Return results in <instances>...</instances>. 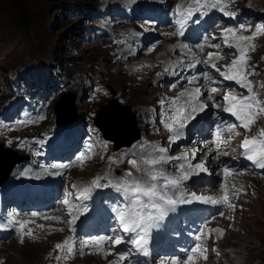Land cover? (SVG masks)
<instances>
[{
    "label": "rangeland",
    "instance_id": "374dc122",
    "mask_svg": "<svg viewBox=\"0 0 264 264\" xmlns=\"http://www.w3.org/2000/svg\"><path fill=\"white\" fill-rule=\"evenodd\" d=\"M96 1L98 0H25L29 19L24 25H18V22L14 21L13 12L8 7H6L7 10H3L5 4L0 1V69L5 71L8 78V84L1 85L0 101H11L13 110L26 113L27 116L29 113H33L31 118L33 129L30 132L36 141L43 139L42 134H45L48 125L52 123L54 117L52 105L59 91H61L58 89L54 93V87H56V83L61 81L56 82L46 77L36 83L39 84L37 89L32 84L40 68L48 66L52 68V62L59 61L58 71L71 80L67 85H64L63 89L76 91V93L72 91L74 95L77 94L75 106L80 107L90 117L93 116L94 109L100 102L102 106L109 104L110 101L116 100L119 103L125 100L121 105L116 106L115 112L117 116L124 119L125 124L131 126L132 120L123 113L121 106L125 104L134 105L140 101L148 100L146 94L153 92L152 85L147 80L137 84L124 71H121L119 65L114 61L111 62L107 52L108 48L104 47L102 39H91L86 43L78 39V34L85 20L84 12ZM258 1L263 2L264 0ZM111 3L116 9V2L111 1ZM73 19L75 20L73 21ZM8 53L10 54L8 55ZM68 66L79 73L77 78L72 79L65 74ZM5 67L12 70V73L6 72ZM259 78L264 81V74H260ZM104 83L111 90L119 91L120 95L112 93L110 97L106 98L108 90ZM81 91L87 93L90 99L84 97L80 99ZM256 95L259 100L264 101V87H258ZM30 96L32 100L27 99ZM60 102H64V100L61 99ZM31 106L39 112H33ZM41 119L46 121L42 123ZM27 127L28 124L24 130ZM223 130L226 134L234 135L228 126H223ZM64 133L65 135L76 136L74 132L72 133L68 129H65ZM39 135L42 136L41 139ZM237 143L238 140L234 138L230 141V146L234 148ZM232 147H230L231 150H233ZM17 149L19 150V148ZM95 159V157H91L90 167L93 170H98L100 160L97 159L95 164ZM151 175L153 173L146 172L141 181L151 183ZM101 182L105 185L109 183V180L101 177ZM259 185L263 198L253 202L257 213L245 216L243 218L244 228L233 232L228 241H243L249 235H256L258 246L252 255H259L261 258L259 264H264V180L260 181ZM105 194L106 209L109 208L110 211L109 223H113L114 208L123 205L124 210L127 211L125 206L129 204L120 200L124 199L126 194L113 186L105 187ZM245 225L249 227L248 235L244 232ZM44 249L45 244L43 242H33L5 245L0 248V251L6 253L7 258L4 264H38ZM74 264H96V260L82 258L77 259ZM119 264L128 263L120 261Z\"/></svg>",
    "mask_w": 264,
    "mask_h": 264
},
{
    "label": "snow or ice",
    "instance_id": "6c2138e0",
    "mask_svg": "<svg viewBox=\"0 0 264 264\" xmlns=\"http://www.w3.org/2000/svg\"><path fill=\"white\" fill-rule=\"evenodd\" d=\"M225 0H190V4L188 8L184 9L182 12L180 11V6H178L177 11L180 18L177 19L176 23L180 25L181 31L178 33L179 35H183V29L187 26V22L192 18L194 12H202L205 9H219L221 12H224L227 16H234L233 12H225L226 7ZM198 23L199 21H194ZM264 30V29H262ZM224 32L227 34L225 37V44L228 47H235L237 50V58L234 59L230 64L224 66V70L221 71L220 68L216 67L215 63H213L214 59H219L218 55H214L209 53L208 59L204 61L206 64H211L212 67L216 68V71L219 72L220 76H222L225 80L235 81L240 87L248 90L249 95L237 97L232 93H227L224 96L225 101L227 102L226 106L223 108L225 112L231 113L239 124L229 125V130H234L237 127L243 128L245 131H250L251 126L255 123L256 119L259 115L264 114V101L257 99L256 93L252 89V82L248 79V76L251 75L249 68L251 67L248 63L250 57L248 56V52L254 48V45L251 44V41L254 39V36H243L237 35L236 32L225 29ZM231 37V42L228 37ZM187 48V45H184ZM200 47V45H197ZM189 51H191L189 49ZM194 58V57H193ZM188 67H194L193 64H189ZM196 77H193L189 83L194 82ZM175 87V85H173ZM212 92H216V89L213 88ZM201 95V89L195 88L192 91L185 90L180 93V96L176 98L179 100L180 97H187L185 104L177 107L175 105V101L171 105L172 112L165 122V127H167L168 131L173 133L170 137L171 141L179 138L183 134V129L185 126L193 121L196 118V115L200 112H203L205 107L204 103H202L199 99ZM209 99H212V96L209 95ZM219 107V105H216ZM217 148H220L222 143H225L220 137L219 131L216 136ZM240 147L244 150L242 155L246 157L247 160L251 161L256 168L264 169V128L260 129L257 135L248 137L246 136L243 141L240 143ZM157 151L159 153H164L166 150L163 148H158ZM194 154V153H193ZM226 154V153H225ZM182 157L175 158H166L163 155H160L158 158H148L146 160L138 161L136 159L128 160V164L130 165V170L126 172L125 177L121 178L115 184H112L109 181L108 184L101 185L99 179H94L91 183L90 187H107L113 186L117 190L125 193L130 200L129 205L125 207L128 209L127 211L122 210L121 208L114 209L116 212V219L123 225V231L136 233L137 238L133 239L131 243L137 248L141 249L144 245L147 244V229L152 225V222L155 220H161L169 211H173L175 206L180 203H189L183 198H175L174 194L170 195L169 190L176 189L179 190L182 186V181L188 180L192 175H198L202 172H207L208 169L205 166V163H197L195 165H189V168L193 169V171H183L178 177H163V184L157 185L155 181H157V175L153 174L150 176V181H141L140 179L133 178L132 169L137 171L142 170V165H147L149 167H153L161 162H167L168 159H181ZM84 157H81V161H83ZM183 168V165H181ZM195 170H199L198 172ZM223 174L225 177L233 175L231 169L225 167L223 169ZM235 188V185H232ZM89 189H83L81 196L78 199L87 198V193ZM233 195L238 194L237 192H233ZM193 199L202 201L204 203L210 204H220L222 201L229 209L234 208V205L228 203L229 194L225 192L222 200L220 198H216L213 196H196L193 194ZM147 201V202H145ZM68 204L69 201L65 199L63 202ZM146 209L155 210V215L151 211H145ZM86 210V209H85ZM37 213H32V216H36ZM223 215V213H221ZM45 219L59 220L60 217H45ZM76 217L73 216L72 221L69 223H74ZM15 222V221H13ZM18 224L20 229L24 228L25 222L19 221L15 222ZM41 227H43L41 225ZM213 231V230H209ZM222 231V230H215ZM25 235L31 236L32 230L29 229ZM106 238H92L90 240H84L80 242L81 251L84 247L92 245L96 246L102 243ZM203 239V230L201 235L197 236V240ZM65 240L63 244L57 243L55 247L58 250L67 249V252L71 254L75 249L74 247H69V241ZM21 242H23V237H21ZM123 241L120 238L112 241L113 245H117L122 243ZM200 245L194 247L191 251L192 254L188 256L187 261L184 264H195V257L193 254L198 255V249ZM215 251V249L213 250ZM66 258V257H65ZM207 259V257H204ZM57 259H60L58 256ZM126 257L124 255H120L118 257V261H124ZM165 264V262H162ZM171 264H177L175 260L171 261Z\"/></svg>",
    "mask_w": 264,
    "mask_h": 264
},
{
    "label": "bare ground",
    "instance_id": "6f19581e",
    "mask_svg": "<svg viewBox=\"0 0 264 264\" xmlns=\"http://www.w3.org/2000/svg\"><path fill=\"white\" fill-rule=\"evenodd\" d=\"M156 14V12L154 13ZM131 28L135 31L140 30V28L137 25L134 24H130ZM106 31V29L99 27L98 25H95L92 29V33L95 39H102L103 38V33ZM107 44V42H106ZM154 67H155V74L160 78V79H164V78H178L180 77V73L178 71L175 70H171V69H164L163 67H161L159 64L154 63ZM30 93V92H29ZM28 100L31 99V96L29 98H27ZM32 100V99H31ZM114 100V99H113ZM122 102V101H121ZM119 102V103H121ZM118 101L116 102V100L114 101H110L109 104L107 105H102L100 106L101 111L99 113V116L97 117V121L99 122H104V123H111L114 122L115 120H118V122H120V124H118L114 129H112L111 131L117 133L119 131L124 132L125 130L122 128V123H124V119L115 115L114 113V109L115 106L117 104H119ZM112 115V118L114 119V121H110V116ZM129 118V117H128ZM106 129V128H105ZM107 130V129H106ZM233 140V139H232ZM115 142H120L118 140H114ZM233 142V141H232ZM234 144V143H233ZM232 144V145H233ZM232 147V146H230ZM233 148V147H232ZM10 152L7 151H0V164H1V168L0 169V177L5 178L7 176V171L3 170L4 166H3V161L6 160V157L8 155L9 157ZM16 156V155H15ZM19 159H22L21 156L19 157ZM18 263V262H17ZM19 264V263H18ZM21 264V263H20Z\"/></svg>",
    "mask_w": 264,
    "mask_h": 264
},
{
    "label": "water",
    "instance_id": "95a60500",
    "mask_svg": "<svg viewBox=\"0 0 264 264\" xmlns=\"http://www.w3.org/2000/svg\"><path fill=\"white\" fill-rule=\"evenodd\" d=\"M64 96H68L67 98H65V97L63 98V100L65 101V105H66L65 108H67V106H68V108L71 109V107H72V93H66V94H64ZM66 100H67V103H66ZM54 109L56 112V120L57 121L61 122V121H64L65 119H67V117L60 114V112L58 110V109H60L59 107H58V109H57V107H55ZM101 123H103V122H101ZM118 124H120V122H116L113 126H107L108 127L107 131L112 133V136H115L117 139H121V136L128 130L129 126L125 123H122V128L125 130L124 132L119 131V132L115 133V132L111 131ZM109 137L111 139H113L111 136H109ZM136 137H137V135H134L130 139H134ZM118 143H122V142H118ZM9 152H10L9 157L7 155L6 160L3 161V166H4L3 170H5V171H8V169L11 167V165L19 159L18 156H15V154H13L11 151H9ZM1 167L2 166L0 165V169H2Z\"/></svg>",
    "mask_w": 264,
    "mask_h": 264
},
{
    "label": "trees",
    "instance_id": "16d2710c",
    "mask_svg": "<svg viewBox=\"0 0 264 264\" xmlns=\"http://www.w3.org/2000/svg\"><path fill=\"white\" fill-rule=\"evenodd\" d=\"M0 1L5 4L3 10H7L6 7H8L13 12L12 15L14 16V21L18 22V25H24L28 22L29 14L25 4V0H0ZM74 20L75 19H73V21ZM110 117H111L110 121H114L112 115Z\"/></svg>",
    "mask_w": 264,
    "mask_h": 264
}]
</instances>
